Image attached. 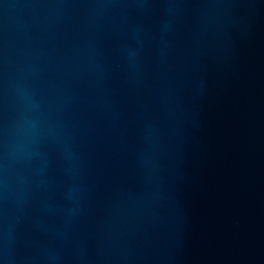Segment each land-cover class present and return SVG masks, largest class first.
Segmentation results:
<instances>
[{"label": "water", "instance_id": "1", "mask_svg": "<svg viewBox=\"0 0 264 264\" xmlns=\"http://www.w3.org/2000/svg\"><path fill=\"white\" fill-rule=\"evenodd\" d=\"M0 264H264V0H0Z\"/></svg>", "mask_w": 264, "mask_h": 264}]
</instances>
